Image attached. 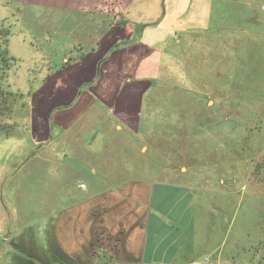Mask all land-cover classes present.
Returning <instances> with one entry per match:
<instances>
[{
	"label": "crops",
	"instance_id": "crops-1",
	"mask_svg": "<svg viewBox=\"0 0 264 264\" xmlns=\"http://www.w3.org/2000/svg\"><path fill=\"white\" fill-rule=\"evenodd\" d=\"M247 4L263 17L261 0H0L2 20L26 27L12 34L43 38L57 54L33 94L53 107L31 108L27 143H54L64 154L0 152V264H264V200L246 189L244 168L222 174L197 159L153 168L143 160L150 148L157 160L167 149L181 156L144 114L169 47L184 33L232 36L231 15L243 16V33H260L255 11L237 7ZM90 141L97 160L71 154Z\"/></svg>",
	"mask_w": 264,
	"mask_h": 264
},
{
	"label": "rangeland",
	"instance_id": "rangeland-1",
	"mask_svg": "<svg viewBox=\"0 0 264 264\" xmlns=\"http://www.w3.org/2000/svg\"><path fill=\"white\" fill-rule=\"evenodd\" d=\"M237 7L254 10L257 19H261L264 25V14L263 17L257 14L259 7L253 4ZM4 11L1 10L0 22L2 17L7 16ZM214 18L217 20V14ZM242 18L241 15L230 16V27L235 31L225 33L229 32L232 36L184 33L185 36L180 37V47H169L163 66V80L157 82L145 98L144 114L147 123L162 132L161 140L166 146L171 142L181 147V153L178 150L181 156L178 158L175 150L167 149L164 158L157 160L156 149L150 148L143 160L149 163V168H153L160 161L179 159L190 163L197 159L208 163L210 171L215 169L222 174L227 171L239 173V166L244 168L249 179L245 183L246 189L254 191L260 200H264V181L254 180L257 174L264 173V30L243 33L240 28ZM215 20L213 26L220 24ZM2 21L11 34L26 29L25 26L20 29V22L14 19ZM224 21L227 23L226 17ZM247 23L251 26L250 22ZM42 39L21 37L20 34L9 36V52L15 61L8 69L2 88L12 92L13 101L8 99L6 107L0 109L3 116L8 115L0 122V152L4 148L6 152L12 151L16 147L21 160L36 151L41 157L64 155L60 147L52 145L54 143L46 142L42 148L35 141H32L34 145L27 143L31 108H36L39 102L49 107L54 104L47 96H39L36 104L37 96H33L38 87L36 84L55 64L50 62H53L50 58L57 55L47 52L46 47L40 45ZM30 42L36 47L31 49ZM58 55L61 56L60 53ZM61 133L56 130L55 138L51 140L60 144L62 141L58 136ZM19 139L21 141L17 143ZM14 140L16 143H12ZM112 143L110 141L105 145L107 149L102 152L103 156L109 158L113 155ZM151 143L153 146L157 144L156 134ZM94 146L93 141L87 142L81 150L75 145L71 154L88 157L90 161L97 160L101 152L99 146ZM216 159L220 160L219 164H213ZM105 166L109 173L111 165L103 164L101 168ZM199 167L206 168L203 165ZM258 219L257 224L264 227L263 211L258 213Z\"/></svg>",
	"mask_w": 264,
	"mask_h": 264
},
{
	"label": "trees",
	"instance_id": "trees-1",
	"mask_svg": "<svg viewBox=\"0 0 264 264\" xmlns=\"http://www.w3.org/2000/svg\"><path fill=\"white\" fill-rule=\"evenodd\" d=\"M11 35L9 27L4 25V22L1 20L0 22V109L5 108L8 103V99H12V92H7L4 90L2 85L4 84V79L6 74L8 73V69L11 68L12 63L15 61L10 55L9 52V36ZM8 112V111H7ZM8 115L4 116L0 112V122L3 119H7Z\"/></svg>",
	"mask_w": 264,
	"mask_h": 264
},
{
	"label": "built area",
	"instance_id": "built-area-1",
	"mask_svg": "<svg viewBox=\"0 0 264 264\" xmlns=\"http://www.w3.org/2000/svg\"><path fill=\"white\" fill-rule=\"evenodd\" d=\"M81 187H84V185H80ZM189 264H210V261L208 260V258H204L200 261H194V262H191Z\"/></svg>",
	"mask_w": 264,
	"mask_h": 264
}]
</instances>
